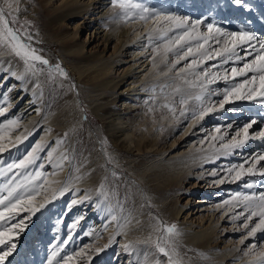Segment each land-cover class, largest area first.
<instances>
[{
  "label": "bare ground",
  "instance_id": "1",
  "mask_svg": "<svg viewBox=\"0 0 264 264\" xmlns=\"http://www.w3.org/2000/svg\"><path fill=\"white\" fill-rule=\"evenodd\" d=\"M133 1L135 2L133 4H142L146 7V4L141 0ZM146 1L154 10L150 13L156 15L149 21L146 35H143L141 30L136 31L138 21L131 20V12L139 15L140 9H127L131 15L125 19V9L119 7L120 0H117L116 4L113 3V0H102L101 2L103 8L98 18L97 30L102 37L106 40L119 41L121 42L120 46L135 44L131 51L134 60L124 76L114 78L108 75L114 69L115 63L119 61L118 59L114 60L110 56L105 60V57L98 54L82 55L85 43L69 45L65 50L72 55V60L69 62L78 74L79 90L85 94V99L93 106L92 109L103 119L100 128H88L84 122V115L79 110V100L76 99V95L73 97L72 106L75 108L76 119L82 120L83 123L81 125L79 122L74 130L77 132L76 137L70 136L71 141L74 139L76 147H78V167L71 174H69V170L67 171L71 165L69 163L71 147L68 144L70 139L66 143L64 138L66 126H63V123H58L60 118L56 116V111L47 112L45 109L53 106L59 101L58 98L62 97L59 95L60 89H57V87L62 88L65 86L70 91L69 94H74V88L72 83L68 82L67 84L61 79L55 78L51 70L44 65L40 66L42 71L37 72L36 78L32 75L34 80L31 82H29V77L20 74L18 67L12 65L9 71L10 74L5 76L3 83H0V113H2L0 115H7V123L10 125L3 132L4 138H0V144L4 146L8 144L9 146L11 143H19L35 131L39 125H42L38 129L39 132L33 135L35 137L26 144L31 151L24 161H31L30 164L42 161L43 166L48 165L47 169H51L40 186V193L44 198H48L45 192L54 193L55 196L53 195L52 198H55L63 195L73 187L70 194L72 196L68 202L69 205H65L66 203L61 205L60 202L62 201H60L52 206L51 210L53 212L51 210H47V212L49 215L57 213L61 215L62 219H69L72 213H75L72 219L67 223H63L65 229L69 233L76 229L75 235L80 234V238H85L88 242L96 230H103L104 233H107L116 228L115 232H117L121 228V219L127 214L129 205L133 207L130 213L133 215V224L140 223L145 212L144 209H141L139 202L143 194L136 183L126 182L125 193L115 192V186L109 183V174L105 173L106 167L109 165L106 160L109 159L118 162L121 166L128 165L131 172L144 187L148 199L153 201L157 207L167 204L163 207V212L186 219L179 233V240L174 242V251L183 255L179 257L183 262L187 264H248L249 261H257L260 258L259 255L252 258H242L238 253H233L234 248L219 249L221 247L218 238L219 232L217 231L220 227L219 218L215 222L210 219V223L201 225L198 229L194 228L197 222L201 224L200 222L204 219L205 213L200 210L202 205L197 211L188 212L190 210L189 200L193 192L192 189L189 188L188 200L184 204L180 202V196L177 195L186 189V186L191 183V179L194 177L198 179V182L191 185L195 188L200 186V182L206 181L203 188L208 186V189L204 193H207L215 184L225 183L226 179L229 178L226 174L217 177L216 180H208L205 176L210 170L206 171V167L208 164L217 163L216 159L227 155V151L230 152L234 147H237L238 141L241 142V140L246 139L244 135L239 136L240 138L236 136L234 140L225 142L224 136L226 134L220 130L221 126L214 125L211 130L206 129L205 132H201L198 143L189 141V146L185 147L186 149L184 148L182 153L173 151L178 145L182 144L178 143L180 138L162 144L163 137L172 128L177 127L182 122L185 123L184 132L181 135L183 136L191 131L194 125L215 118L216 113H213L214 111L217 110L218 113H222L225 105L228 106L230 102L239 100L237 96L244 97L252 93L253 98L247 100L261 97L263 99L261 102L264 103V96L260 95V92L264 91L261 81L256 88L235 94L227 87L230 82L228 77L233 76L235 73L232 72L226 75L223 70L219 72L218 63L222 58L219 56L224 53L226 58L229 55L238 58V54L234 55L238 50L236 47L242 48L241 45L245 42L232 38L226 45L229 51H225V48L214 47L219 39L217 34L219 31L222 33V30L216 31L213 26L211 30L209 27L199 26L200 23L197 17L191 23L180 17L175 24L169 23V21L164 22L162 25L157 23L152 31H148L157 20L162 21L165 17L169 20V16H161L163 10L158 8L156 1ZM261 1L264 0H250L243 1L242 4L236 2L234 4L245 9L249 18H252V21H249V19L245 21L255 26L260 23V19L264 22V13L262 12L264 11V4ZM15 3L14 0V7L17 4ZM209 4L212 5V2ZM17 5H21L20 9L25 10L27 13H35L36 7L29 0H19ZM78 10L77 7L66 9V11L52 16L49 19V24H58L63 19L76 14ZM255 13L258 14L255 15ZM256 18L258 19L254 20ZM110 21H113V23L110 24ZM130 22L132 23L129 25ZM241 32L249 33L246 28ZM251 35L254 37L252 42H255L256 34L252 33ZM0 36L4 37L5 41L8 40L7 44L11 47L10 40L5 37L1 27ZM54 37L57 40L67 38L64 35L52 36V38ZM214 40L215 43H212ZM140 44H142V47L139 46ZM145 49H148L150 53H144L143 50ZM189 49H191L190 53ZM142 53L145 60L140 64L137 63V65L135 59ZM259 56L264 57V49ZM181 57L190 58L192 61L189 63L188 68H179L180 71L175 73L177 67L174 62H179L183 59ZM256 61L257 64L261 63L259 60ZM30 65L34 69L37 67L34 63ZM3 70V67H0V76ZM86 72L88 73L85 74ZM41 73L44 75L42 76ZM15 74L17 76L13 78L12 76ZM20 77L22 82L19 85L16 78ZM44 77L47 80H44ZM220 77L224 79L223 83L218 82ZM38 82H42L44 85L53 84V86H56L57 91H53L54 93L46 91L48 93L45 94ZM224 83H227V85ZM226 89L229 92L227 100H225ZM132 91H134L133 95L139 99L142 98L141 95L143 94L142 108L138 117H129L126 120L118 112V107L110 105H115L117 100L120 99L123 100L121 107L131 109L137 102L129 101L126 97L121 98V96ZM142 92H146V94ZM175 92L180 94H175ZM220 94L224 96V100L218 101L216 97L221 96ZM168 95H172V97ZM197 97H200V99H197ZM190 98L192 99L190 100ZM45 99L47 102L44 104ZM60 105L64 106V103ZM233 112L240 115L242 110L233 109ZM113 113H116L117 117H114ZM55 125H57V128ZM205 126L200 125L202 130L206 128ZM150 135L153 137L150 138ZM205 136H208L206 143H204ZM247 138H254L255 143H259L258 138L254 135H248ZM102 139L106 147L105 150L101 146ZM238 147L243 149L245 145L241 144ZM136 150L139 152L140 159L135 154ZM168 151V157H164ZM243 169V166L235 168L237 174L236 177L233 175L235 179H238V175L239 177L242 176ZM215 173V170H213L209 174L216 176ZM30 177L32 180H36L37 174L34 173L33 176L30 174ZM220 192L223 193V196L219 199H223V201L219 203V207L225 205L222 215L232 212L241 200L246 201L240 198L239 195H233L234 191L229 188H223ZM262 195L264 193L259 196ZM205 197L206 195L200 196L197 205L206 201ZM169 198H172V200L168 201ZM37 201H40V198L25 197L19 205H23L21 208L24 209L29 205L34 206ZM78 201H80V204L82 203L84 208L79 207L76 212H72V205ZM45 207L47 206L44 205ZM61 208H63V213L58 211ZM246 208H248V205ZM152 211L150 210V212ZM242 212L244 210L235 216L236 211H233L230 220L236 219L239 215H242ZM48 216L46 217L45 226H43V222L39 223L40 228H43L45 233L49 232L48 230H50V233L52 232V229L48 228ZM212 216L210 215V218ZM100 222L101 224H99ZM18 226L23 225L19 224ZM145 230L146 228L141 226L138 229V234H142ZM131 231L128 229L124 231L125 235H122L115 249L110 246L105 251L107 256L116 251L113 264H173V256L170 254L160 256L154 241L129 240L135 238L130 235ZM16 234L17 232H14L13 235ZM115 236L116 234L113 233L111 237L115 238ZM103 242L102 246H96L101 250L93 253L91 258L104 251L105 245L109 242L106 238H103ZM90 248H92L90 243L86 247H82L77 257L87 255ZM189 255L197 256L200 261L188 259Z\"/></svg>",
  "mask_w": 264,
  "mask_h": 264
},
{
  "label": "rangeland",
  "instance_id": "2",
  "mask_svg": "<svg viewBox=\"0 0 264 264\" xmlns=\"http://www.w3.org/2000/svg\"><path fill=\"white\" fill-rule=\"evenodd\" d=\"M29 1L36 7L34 14H30L29 12L27 13L25 10L20 9L21 5H17L16 3L14 7V0H0V8L4 9L7 27L13 30L15 35L19 38V43L25 46L22 50V54L17 56L15 51H13V47L16 45L17 41L13 40L12 37L7 34L4 23L0 22L2 32L5 33V37L8 38L11 43V47L8 46V40L5 41L4 37L0 36V67H3L4 69L2 75L0 76V83H3L5 76L10 74L9 71L12 65H15L18 69H20V74L22 73L24 76L29 77V82L34 80V77H37V72L42 71L40 66L44 65L51 70V73H53L55 78L57 77L67 84L68 82L72 83L74 94H69L70 91L67 90L65 86L62 88L57 87V89H60L59 95L62 97H59V101L53 104V106L45 109L47 112L56 111V116L60 118L58 123H63V126H66L64 138L66 143H68L70 139L68 144L69 147H71V156L69 160L71 165L67 171L69 170V174H71L72 171L78 167V147H76V141H74V139L71 141L70 136L75 138L77 132L74 130L79 122L81 125L83 123L82 120L76 119L75 108L72 106V101L74 100L73 97L76 95V99L79 100V110L84 115V122L88 128H100L103 123V119L92 109L93 106L89 104L87 99H85V94L79 90L78 74L70 63L72 55L65 50L69 45L85 43L82 55L98 54L105 57V60L110 56L114 60L118 59L119 61L115 63L114 69L108 74L110 77L116 78L121 77L122 75L124 76V73H126L131 62L134 60L131 55V51L133 50L132 47L135 46V44L131 43L129 45L120 46L121 42L106 40L98 32L97 23L101 13L100 11L103 8V6H101L102 0ZM141 1L146 4V8H148L151 13L154 12L152 6L147 4L148 1ZM154 1L157 2L158 8L163 10L161 16L166 15L171 18L180 17L186 19L188 23H191L195 17H197L198 22L200 23L199 26L208 28L209 25H212L216 31L221 29L222 33L219 31L217 34L219 39L214 47L222 49L226 48V45L232 39L231 34L241 33L244 28L249 31V34H256L255 42H252V39L248 42L242 43V48H239V46L236 47L238 50L234 55L238 54V58L232 55H229L226 58V55L223 53V56H219L222 58L218 64L220 67L219 72L223 70L226 75L231 74L233 72V68L244 70L243 75L234 74L233 76L231 75L228 77L230 82L227 87L231 90V92L239 94L243 91L254 89L259 85V82L261 81L259 78L260 73L248 71L244 68V65H252V62L256 61L257 57L263 53L264 48H261V43L264 42V22L261 19L258 25H250L245 20L249 19V21H252V18H249L243 7L234 4L235 0ZM243 1L247 2L250 0ZM131 2L135 3L133 0H131ZM210 2H212V5L209 4ZM261 2L264 4V1ZM9 3H12L11 9L8 7ZM254 4L255 3L253 2V5ZM16 7L19 8L18 11L15 10ZM72 7L79 8L76 14L63 19L58 24H49V19L52 16L62 13L66 11V9ZM150 12L148 14L149 18L147 21L140 20L139 15H135L137 13L131 12V20L134 22L138 21L136 31L141 30L143 35H146V28L148 24H150L149 21L151 18L156 16L152 15ZM262 12L264 13V11ZM257 14L258 13H255V15ZM166 18L167 17H165L162 21L157 20L148 31H152L157 23L162 25L164 22L169 21V23L175 24L177 21V19L167 20ZM257 19L258 18L254 20ZM111 23H113V21H110V24ZM131 23L132 22H130L129 25ZM58 35H64L67 36V38L62 40H57L55 37L52 38V36ZM212 43H215V40ZM139 46L142 47V44ZM23 51H28L34 55L40 56L44 60H47L48 63L43 64L40 61L31 59L30 56L25 57L23 55ZM143 52L148 54L150 53L148 49L143 50ZM135 60L136 64L142 63L145 60L143 53L136 57ZM191 61L192 60L190 58H183L179 60V62L175 61L174 65L177 67L175 73L180 71L179 68H188ZM31 63H34L37 67L35 69L32 68L30 65ZM57 65L59 66V69L57 68ZM60 70H62V72ZM32 75H34V77ZM41 75L43 76L44 74L41 73ZM16 76L17 74L12 77L14 78ZM253 76H256L257 79L253 80ZM21 80V77L16 78V82L19 85L22 82ZM44 80H47V78L44 77ZM220 81L223 83L224 79L220 77L218 82ZM39 83L40 82H38V84ZM224 84L227 85V83ZM40 86L42 88V92L45 94L49 91L51 93L53 91H57L55 88L56 86H53V84L44 85V83L41 82ZM142 93L146 94V92ZM133 94L134 91L121 96V98L126 97L129 101L137 102V104L131 107V109L121 107L123 100L120 99L117 100L115 105H110L112 107H118V112L121 113L126 120H128L129 117H138L142 108L141 103L144 98L143 94L141 95V99L135 97ZM175 94L180 93L175 92ZM168 96L172 97V95ZM191 99L192 98H190V100ZM216 99L218 101L224 100V96L218 95ZM261 100H263L261 97L254 100L240 98L235 102H230V105H225L223 107L224 111L222 113H218L217 110L214 111L213 113H216L215 118L202 121L197 125H194L191 131L183 136L181 135L182 132H184L183 127L185 123L182 122L177 127L169 130L165 137H163L162 141V144L164 145L180 138L178 143L182 144L178 145L173 151H175V153H178V151L182 153L184 148L189 146V141L192 143H198L201 132H205L206 129L211 130L214 125L221 126L220 130L226 134V136H224V139L226 140L224 141L229 142L230 140H234L236 136L240 138L244 135L245 137V134H242V132H244L243 129L245 125L254 122L251 124L252 126L248 128V135L256 136L259 143H255L254 138H246L245 140H241V142L238 141L237 144L245 145L243 149L238 146L234 147L233 150H230V152L227 151V155L216 159L215 161H217V163L208 164L206 167V171L210 170V172H212L215 170L216 172V176H211L209 174L210 172L206 174L205 177L208 178V180H216L217 177L226 174L229 178L226 179L225 183L223 182L220 185L215 184L210 190H208L207 193H204V191L208 189V186L203 188L206 181L200 182V186L195 188L191 186L193 183L198 182V179L194 177L191 179V183L186 186V189L177 194L180 196V202L184 204L188 200V191L192 189L191 191L193 192H190L192 195L189 200L190 210L188 212L197 211L200 205H202L200 210L205 213L204 219L200 222L201 224L197 222V224L194 225V228L196 227L198 229L201 225L210 223V219L215 222L216 219L219 218L220 227L217 230L219 232L218 238L221 243V247L219 249L227 247L232 249L234 248L233 253H238L242 256V258H252L257 255L260 256L257 261H249L248 264H264V257H261V253H264V226L261 229H257V231L251 235L249 234L251 229L255 228L262 219L260 215H251L253 212H260L261 196L259 195L264 193V175H261V172L264 171V160L259 159V157L264 156V138H261L259 135L260 133H264V103H262ZM46 102L47 101L45 99L44 104ZM62 103H64V106L60 105ZM233 109H240L242 110V113L237 115V113L233 112ZM113 114L114 117H117L116 113ZM6 116L7 115H0V138H4L3 132L10 126L7 123ZM209 117H211V115H209ZM200 125H206V128L202 130ZM40 127H42V125H39L38 128L35 129L36 132L33 131L27 137L19 141V143H11L9 146L8 144L5 146L0 144V201H3V203L0 204V212L4 213V218L0 219V231L11 229V242L15 243V249L12 251L11 255L7 257L5 264H111L115 258L116 251L108 256L105 251L110 246L115 249V246H118V242L121 240L122 235H125L124 231H127V229L132 230L130 235L135 237L129 240H140L142 242L154 241L156 250L160 256H168L170 254L173 256V264H187L179 258L183 255L177 254L174 251V242L179 240V233L182 230L186 219L163 212L162 209L167 204L162 205V207H157L153 201L148 199L147 193L144 191V187L137 180V177H135V175L131 172L128 165L121 166L118 162L109 159L106 160L109 165L106 167L105 173L109 174V183L115 186V192L125 193V186L127 185L126 182L136 183V185L139 186L138 189L140 188V191L143 194L142 199L139 201L140 207L145 211L142 216V221L136 224L132 223L133 215L130 213L132 212L133 207L129 205L127 207V214L121 219V228H119L117 232H115L116 228L112 232L107 233H104L103 230H96L88 242L85 238H80V234L77 236L75 235L76 229H73L71 233L66 231L65 224L63 223H67L70 219H72L75 213H72V216L69 219H62L61 215H58L57 213L49 215L47 210L50 211L52 206L56 205V203L60 201H62L60 202L61 205L63 203H66L65 205H69L68 202L72 196L70 194L72 193L73 187L67 190L63 195H59L55 198H52L54 193L49 194L48 192H45L48 198H44L40 193V186L45 181L47 175H49L48 172H50L51 169H47L48 165L43 166L42 161L36 162L35 164L31 163L32 165L28 162V160L24 161V159H27L26 156L30 154L29 152L31 151L26 144L29 143L33 137H35L33 135L39 132L38 129H40ZM55 127L57 128V125H55ZM194 130L196 131L193 132ZM152 137L150 135V138ZM204 138V143H206L208 136H205ZM216 142L219 143L218 140H216ZM101 146L105 150L106 147L104 146L103 139L101 141ZM168 153L169 151L166 152L164 157H166ZM135 154L138 159L141 158L139 157V152L137 150L135 151ZM21 161L25 162L22 166ZM239 166L244 167L242 171L243 174L238 179H235L234 176L236 177L237 175L235 168ZM249 169H252V171L249 172ZM199 172L201 171L199 170ZM34 173L40 174L37 176L36 180H32L30 177V174L33 176ZM223 188H229L234 191L233 195H239L242 199H244V197L251 198L245 202H243L244 200H241L243 203L239 202L236 205V208L233 210L236 211V214H234L235 216L244 210L242 215H239L236 219L234 218L230 220L233 211L222 215L225 205L219 207V203L223 201V199L220 200L219 198L223 196V193L220 192ZM10 192L11 195H9ZM126 193L129 195L128 192ZM202 195H206V201L197 205L198 199ZM25 197H38L40 198V201H37V205H29L22 209L21 207L23 205H19V203ZM172 198H169L168 201H171ZM17 201L20 202L17 203ZM11 205H15V207H10ZM41 205H43V207H41ZM44 205L47 207L44 208ZM194 205L197 206L195 207ZM247 205L248 208H246ZM79 207L84 208L82 203L80 204V201L72 205L71 211L76 212ZM149 208L153 211L150 212ZM62 210L63 208L58 209L59 213H63ZM210 215L213 216L210 218ZM47 216L49 219L48 228L52 229L51 233L50 230L45 233L44 229L40 228L39 225L41 222H43V226L46 225ZM249 216H251V219L248 218ZM19 224H22L23 226L15 228L12 227L13 225ZM99 224H101V222ZM172 225H175V230L169 233L167 229ZM141 226H144L146 230L143 231L142 234H138V229ZM14 232H17V234L13 235ZM113 233L116 234L115 238L111 237ZM103 238H106V240L108 239L109 243L107 244V247H105L101 254L91 258L92 254L97 252L98 248L96 246L103 245ZM89 243L92 244L93 249L90 248L87 255L78 258L77 256L81 248L86 247ZM157 245H159V248H163L167 255H165V252H161ZM5 250L6 248L0 247V251ZM104 254L105 256H103ZM67 257H72V259L66 261ZM188 259L200 261V259L195 255H189Z\"/></svg>",
  "mask_w": 264,
  "mask_h": 264
},
{
  "label": "snow or ice",
  "instance_id": "3",
  "mask_svg": "<svg viewBox=\"0 0 264 264\" xmlns=\"http://www.w3.org/2000/svg\"><path fill=\"white\" fill-rule=\"evenodd\" d=\"M15 2L18 4L19 0H15ZM235 2L237 4H242L243 0H235ZM113 3L116 4L117 0H113ZM8 7H9V9H11L12 8V4L9 3ZM119 7L121 9H125V13H124V18L125 19L129 18V16L131 15V13L129 11H127V9H140V14H139V19L140 20L147 21L148 18H149L148 14H149L150 10L148 8L144 7L142 4H133L131 2V0H127V2H125V0H120ZM15 10L18 11V8L15 9ZM168 19H178V18L169 17ZM0 22L4 23L5 30L7 31V34L9 36H11L13 40L17 41L16 45L13 47V51H15L17 56H20L22 54V50L25 48V46L23 44L19 43V38L15 35L13 30L7 27V21L5 19V12H4L3 8H0ZM211 28H212V25H209V29L210 30H211ZM231 36H232V38L234 40L238 39L241 42H247L248 40L254 39V37L251 34L246 33V32H241V33H238V34L237 33H233V34H231ZM181 39H183V37H181ZM261 48H264V42L261 43ZM188 51L190 53L191 49H189ZM225 51H229V49L225 48ZM23 55L25 57H29L30 56L31 59L40 61L43 64H47L48 63L47 60H44L42 57L34 55V54H32V53H30L28 51H23ZM181 58H183V57H181ZM257 60L261 61V63L257 64L256 61H253L252 65L245 64L244 68L247 69L248 71L259 72L260 73V77L259 78H260V80L262 82V87H264V57L258 56ZM193 63H195V61H193ZM57 68L59 69L58 65H57ZM60 71L62 72V70H60ZM232 71H233V73H235L237 75H243L244 74V70L243 69L238 70V69L233 68ZM252 79L255 80V79H257V77L253 76ZM225 93H226L225 94V100H227L228 94H229L227 89L225 90ZM260 95L264 96V91H261ZM237 98L238 99H240V98L252 99L253 96H252V93H249L247 96H244V97L237 96ZM197 99H200V97H197ZM0 114H2V113H0ZM181 114L183 115V113H181ZM250 127H251V124L245 125V127L243 129L244 134H245V138H247V136H248V128H250ZM259 135H260L261 138H264V133H260ZM236 146H239V144H237ZM259 159L260 160H264V156L259 157ZM30 162L31 161H29V163ZM24 163H25L24 161H21V166ZM251 171H252V169H249V172H251ZM39 175L40 174L37 173V176H39ZM261 175H264V171L261 172ZM237 178H239V175L237 176ZM9 195H11V192L9 193ZM244 199L245 200H249L251 198L250 197H244ZM260 200H261V210H260V212L259 213L253 212L252 215H260L262 217V219H261L260 223L256 225L255 228L251 229V232L249 233L250 235L252 233L256 232L257 229H260L262 225H264V195L261 196ZM19 202L20 201H17V203H19ZM2 203H3V201H0V204H2ZM10 207H15V205H11ZM41 207H43V205H41ZM3 218H4V213L0 212V219H3ZM248 218L251 219V216H249ZM12 227L13 228L18 227V225H13ZM174 230H175V225H172L170 228L167 229V231L169 233L173 232ZM10 233H11V229H7L6 231H0V247L6 248L5 251H0V264H5V261H6L7 257L9 255H11L12 251L15 249V243L11 242ZM105 247H107V245H105ZM157 247L159 248V245H157ZM100 250L101 249H97V251H100ZM159 250L161 252H165V250L163 248H159ZM165 255H167L166 252H165ZM261 256H264V253H261ZM71 259H72V257H67L66 261L67 260H71Z\"/></svg>",
  "mask_w": 264,
  "mask_h": 264
}]
</instances>
